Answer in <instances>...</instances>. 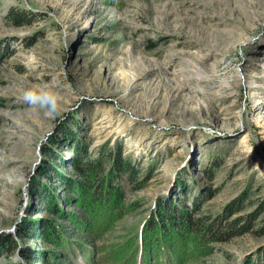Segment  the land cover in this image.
<instances>
[{"label": "rangeland", "instance_id": "374dc122", "mask_svg": "<svg viewBox=\"0 0 264 264\" xmlns=\"http://www.w3.org/2000/svg\"><path fill=\"white\" fill-rule=\"evenodd\" d=\"M11 11L29 23L16 26ZM33 86L59 94L58 115L22 100ZM63 123L92 157L120 143L140 163L139 179L152 170L142 189L124 184L135 208L110 242L138 233L159 199L184 192L189 202L212 192L201 208L217 214L247 191V211L263 203L264 215V0H0V234L53 255L46 264L69 260L20 228L51 218L33 182L56 184L42 165L70 173L59 160L73 156L68 139L49 146L55 156L43 151ZM259 249L264 235L249 233L184 264H244ZM18 263L45 264L18 251L0 258Z\"/></svg>", "mask_w": 264, "mask_h": 264}, {"label": "trees", "instance_id": "16d2710c", "mask_svg": "<svg viewBox=\"0 0 264 264\" xmlns=\"http://www.w3.org/2000/svg\"><path fill=\"white\" fill-rule=\"evenodd\" d=\"M8 19L16 26L30 21L26 13L16 15L14 11ZM65 124L49 137L50 143L43 151H50L47 155L55 156L51 152L54 146L68 139L73 146V156L59 160L70 173L52 163L42 165L39 172L43 179H52L54 174L56 180L52 182L56 184L53 186L65 188L69 195L61 196L53 186L34 179L36 193L43 201L42 210L51 218L41 224L26 220L20 228V233L27 235L33 231L57 249L58 254L54 255L60 260L77 264L80 256L86 264H184L189 259L198 260L209 255L216 244L227 243L235 237L249 233L264 235L263 203L247 211L251 206L247 191L227 203L217 214L202 210V205L213 197L212 192L205 191L204 200L195 197L189 202L187 192L182 194V200L159 199L138 233L129 234L122 241L118 238L110 242L108 235L135 208L134 203L126 200L124 184L132 190H140L149 181L152 170H145L139 179L140 163L127 157L120 143L109 146V142H105L92 157L90 146L77 140L78 133H73L71 125ZM72 124L77 125L74 117ZM213 165L218 166L216 162ZM205 173L210 178L214 169L206 168ZM258 222H262L260 226ZM15 251L30 260H43L45 264L53 256L20 246L8 233L0 234V258L8 259ZM261 252L259 249L244 264H262L264 255L260 256Z\"/></svg>", "mask_w": 264, "mask_h": 264}, {"label": "clouds", "instance_id": "9594fccd", "mask_svg": "<svg viewBox=\"0 0 264 264\" xmlns=\"http://www.w3.org/2000/svg\"><path fill=\"white\" fill-rule=\"evenodd\" d=\"M22 100L30 106L46 109L47 116L55 117L59 114V94L52 88L33 86L24 91Z\"/></svg>", "mask_w": 264, "mask_h": 264}]
</instances>
